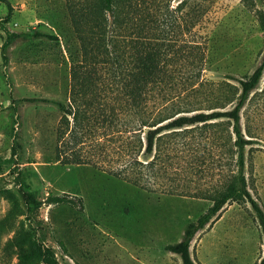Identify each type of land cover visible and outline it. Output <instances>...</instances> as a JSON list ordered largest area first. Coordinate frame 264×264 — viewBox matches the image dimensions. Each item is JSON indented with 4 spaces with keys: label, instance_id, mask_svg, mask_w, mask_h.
I'll return each mask as SVG.
<instances>
[{
    "label": "rangeland",
    "instance_id": "obj_1",
    "mask_svg": "<svg viewBox=\"0 0 264 264\" xmlns=\"http://www.w3.org/2000/svg\"><path fill=\"white\" fill-rule=\"evenodd\" d=\"M147 1L157 15L168 1L165 11L176 22L166 81L148 95L146 107L168 91L182 113L231 109L237 79L264 55L258 20L264 0H185L179 9L174 7L180 0ZM6 2L11 10L2 22L9 30L55 38H16L6 48V66L0 55V221L6 223L0 228V264H17V248L8 244L22 231L51 247L58 264H182L165 245L180 240L186 223L235 172L232 120L221 117L164 134L149 156L138 155L140 162L150 161L136 165L142 172L138 183L110 172L128 160L122 138L91 148L86 142L83 162L59 161L61 113L39 98L68 101L70 64L83 58L73 17L82 14L85 1L2 0L0 18ZM4 36L0 28V45ZM240 127L251 139L244 147L247 186L264 212V70L240 109ZM24 191L38 203L26 206ZM63 193L81 204L46 200ZM189 250L195 264H259L264 239L250 202H226L194 234Z\"/></svg>",
    "mask_w": 264,
    "mask_h": 264
},
{
    "label": "trees",
    "instance_id": "obj_2",
    "mask_svg": "<svg viewBox=\"0 0 264 264\" xmlns=\"http://www.w3.org/2000/svg\"><path fill=\"white\" fill-rule=\"evenodd\" d=\"M84 1L85 7L80 11L83 15L77 12L73 17L83 58L70 64L68 101L39 98L55 103L61 113L56 130V158L67 164L80 163L87 158L82 149L86 142L91 148L101 145L102 140L122 138L119 145L128 160L111 168L110 172L138 183L142 172L137 171L136 165L147 167L150 163L140 162L138 155L149 156L157 149L164 134L179 132L188 125L206 124L213 119L228 117L233 122L236 170L222 189L213 195L206 209L186 223L180 240L166 244L165 248L179 254L182 264H195L190 255V241L230 200L246 199L250 202L264 239V212L251 195L244 173V147L251 139L246 138L240 127V109L263 74L264 55L249 75L237 79L239 93L231 109L221 110L217 106L210 111L182 113L184 110L168 91L147 108L144 103L148 95L166 81L167 56L174 50L170 36L176 21L165 11L169 10L170 4L164 2L157 15L147 0ZM184 1L180 0L174 8L179 9ZM6 3L7 13L0 18V28L5 34L0 45L4 66L7 63L6 48L16 38H55L42 31L9 30L2 22L7 21L10 15L11 6ZM168 17L172 21H168ZM258 20L264 32V13L261 11H258ZM23 194L26 206L29 202L38 203L31 192L24 191ZM46 200L81 204L79 198L74 201L65 193L49 195ZM5 226L2 219L0 228ZM9 242V246L17 248V264H58L52 248L39 242L34 233H16ZM259 264H264V256Z\"/></svg>",
    "mask_w": 264,
    "mask_h": 264
},
{
    "label": "crops",
    "instance_id": "obj_3",
    "mask_svg": "<svg viewBox=\"0 0 264 264\" xmlns=\"http://www.w3.org/2000/svg\"><path fill=\"white\" fill-rule=\"evenodd\" d=\"M6 66V65H5Z\"/></svg>",
    "mask_w": 264,
    "mask_h": 264
}]
</instances>
